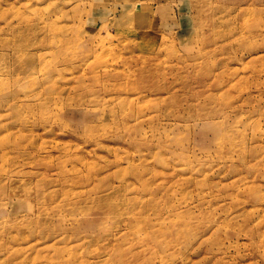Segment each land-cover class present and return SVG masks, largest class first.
<instances>
[{
  "label": "rangeland",
  "instance_id": "374dc122",
  "mask_svg": "<svg viewBox=\"0 0 264 264\" xmlns=\"http://www.w3.org/2000/svg\"><path fill=\"white\" fill-rule=\"evenodd\" d=\"M0 93L1 264H264V0H0Z\"/></svg>",
  "mask_w": 264,
  "mask_h": 264
},
{
  "label": "bare ground",
  "instance_id": "6f19581e",
  "mask_svg": "<svg viewBox=\"0 0 264 264\" xmlns=\"http://www.w3.org/2000/svg\"><path fill=\"white\" fill-rule=\"evenodd\" d=\"M131 12L127 11L123 14L122 16V21H125ZM117 25L119 24L116 21ZM134 24V22H132ZM108 40V39H107ZM17 52V57H16V67L18 68H22L24 65H26V62H32L34 60L33 58V54H23V55H19V50L16 51ZM98 66H105V64H101L99 63ZM5 93H0V98L5 96ZM28 107H30V105H27ZM145 116H147L145 113H141L137 118L138 121L136 122L137 124L141 125L144 124L145 119H143ZM55 121H60L62 122V120L59 117H55L54 118ZM143 135V137H147V133L143 132L141 133ZM166 140L170 141V142H175V139L170 138L169 136L166 135ZM137 158H139V155L136 156ZM147 187L145 185H142V191H146ZM134 204H138L137 202L132 201ZM69 208L72 210V212L74 213H80L82 212V214L84 215V213H86L88 210H84L78 206H76L75 204H70ZM76 214H68L67 216H61L58 215L57 218H59V221L61 222L63 220V224H66L68 226V230H75L77 229V224H78V219L76 218ZM141 221H144L145 225L141 224ZM176 222H179V219L177 218L175 220ZM113 223H117L118 225L114 228L115 233H119V234H126V233H130L133 237H145V238H149L153 241H155V238L153 236V234L150 232L149 227L147 226L149 224V222L142 217H140V215H134V214H128V213H124V212H120L117 215H115L113 217ZM110 225H112L111 222H109L108 220L105 221V223L103 224V222L99 223L98 225V229L100 231L106 232L110 229ZM92 227L88 226L86 229L87 231H92ZM80 232H77V235ZM69 236V235H68ZM103 236V235H102ZM49 239L48 242H52L51 243V247L54 249H58L57 246L62 245L64 240H65V235L63 234H57L56 232L50 236L47 237ZM82 238V237H81ZM80 237H76V239L80 240ZM96 238H100V237H96ZM93 240V238H91V235L87 234L86 236L83 237V240ZM117 240V239H115ZM44 243V242H43ZM24 247L21 248H17V249H13L8 253V258L10 260V262L12 264H19L20 262V258L24 257V256H32V255H37V249L39 246L43 245V244H38V243H25ZM46 248V246H45ZM56 251V250H55ZM57 253H59V251H56ZM74 250L72 249H63L59 254L61 255V257L59 258L60 264H65V263H69V262H76V257L74 256ZM115 263L116 264H122V260H121V255L120 254H115L113 256ZM49 261H47L48 263ZM1 264V263H0Z\"/></svg>",
  "mask_w": 264,
  "mask_h": 264
}]
</instances>
